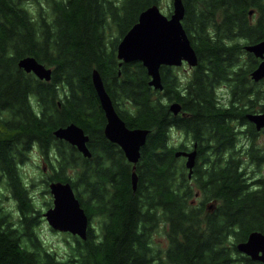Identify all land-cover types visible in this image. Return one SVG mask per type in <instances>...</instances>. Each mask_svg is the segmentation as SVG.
<instances>
[{"label":"trees","instance_id":"16d2710c","mask_svg":"<svg viewBox=\"0 0 264 264\" xmlns=\"http://www.w3.org/2000/svg\"><path fill=\"white\" fill-rule=\"evenodd\" d=\"M44 2L0 0V264H264L236 250L252 230L264 231V177L251 179L244 164V157L258 167L264 160L244 117L256 104L264 109L263 79L250 78L258 58L244 47L264 38V0H183L182 24L199 62L182 84L160 66L162 90L148 83L139 60L116 54L139 12L158 0ZM24 55L50 65V79L19 67ZM93 68L126 125L148 129L136 164L104 135ZM219 84L231 93L225 103L215 94ZM172 100L180 113L169 109ZM69 122L88 134L90 156L54 136ZM172 127L198 143L201 161L190 177L175 162L185 142L170 145ZM32 147L53 169L44 183L69 181L88 215L87 237L72 236L64 256L35 231L41 213L20 170ZM5 190L15 209L3 202ZM160 221L168 240L163 255L152 246Z\"/></svg>","mask_w":264,"mask_h":264},{"label":"water","instance_id":"95a60500","mask_svg":"<svg viewBox=\"0 0 264 264\" xmlns=\"http://www.w3.org/2000/svg\"><path fill=\"white\" fill-rule=\"evenodd\" d=\"M172 6V12L168 16L160 10L157 3L142 9L137 21L122 35L116 48L117 58L121 61L139 60L149 75L148 83L159 89L163 87L159 71L162 64L178 65L183 60L190 65L198 63V56L182 24L185 12L183 0H172ZM249 12L251 13L252 10ZM244 47L262 57V60L251 71L254 80H259L264 76V38L245 44ZM17 64L41 79H50L52 69L33 55L20 57ZM91 79L105 115L104 135L116 142L123 149L128 160L135 163L140 156V148L145 143L148 129L126 125L117 112L104 86L102 76L96 68L91 71ZM169 107L174 113L181 109L180 103L176 101L171 102ZM246 116L255 123L257 129L264 126V111L247 113ZM53 134L75 145L83 155H91L87 145L88 135L77 123L69 122L60 125L53 130ZM183 153L188 156L186 165L191 171L195 150L183 151ZM131 180L135 185L137 181L135 171L131 173ZM48 185L53 197L52 205L43 212L48 224L54 229L68 231L85 239L88 216L70 182L50 180ZM239 248L253 259L264 260V234L260 231L250 232L247 239L239 244Z\"/></svg>","mask_w":264,"mask_h":264},{"label":"rangeland","instance_id":"374dc122","mask_svg":"<svg viewBox=\"0 0 264 264\" xmlns=\"http://www.w3.org/2000/svg\"><path fill=\"white\" fill-rule=\"evenodd\" d=\"M40 1H42L45 4L44 0H40ZM157 5L159 6L160 10L166 16H168L172 12V7H173L172 6V0H158ZM28 7L31 9L32 12L36 13L38 11V9H37L38 5L36 2H32V3L29 2ZM112 34H115L114 30L112 31ZM46 66L51 68L50 65H46ZM171 70H172L173 75H176L177 79L181 83H184L190 74L189 66L185 62L182 63L180 66L171 68ZM259 80H261V79H259ZM260 86L263 89V93H264V79L260 83ZM215 93L217 96H219L221 103L227 102V97L231 96L229 87L225 86V85H220V84L216 87ZM162 98H163V96H162ZM121 105H122V103H120L119 106H121ZM262 110L263 109H260V105L256 104L255 111L261 112ZM251 123L253 124L254 129L257 132L256 138H255V143L258 147H260L261 149L264 150V128H261L258 130L255 126V123L254 122H251ZM170 131H171V133L169 135V143L170 144L176 145L179 142H185L188 146L191 145L190 138H187L186 136H184L182 130H180L176 127H172V128H170ZM241 139L243 141V138H241ZM87 143H88V141H87ZM244 160H245L244 164L247 168L246 169L247 173H249V176H251V179L255 178L256 176L264 177V160L259 164V167H258L257 163L256 164L254 163L255 162L254 160L248 161L247 164H246L247 161H246L245 157H244ZM178 161H179V163L183 164V166L185 167V170L188 172V168L185 165L184 157L178 156L177 158H175V162L178 163ZM192 168H194V167H192ZM20 170H21V173L23 176V180L26 183H28L29 191H30V194H32V198H33L35 207L38 208L40 213H41V215L38 217L39 221L35 227V231H36L38 237L40 238V240L43 242V244L48 249L54 250L57 254H59L61 256L66 255L70 249V244L73 243L72 235L68 232H63V231L52 228L48 224V222L46 221V219L43 215V212L49 206H51L53 203L52 202L53 197H52V194L50 192L49 185H48L49 180L46 184L44 183V178H45L46 174L51 173L53 169L51 168L50 165H48V161L43 157V155L39 152V150L36 147H32L28 151V157H27L26 161L24 163L20 164ZM133 171H135V170H133ZM68 172L74 180L73 170L70 169ZM52 180H56V179H52ZM192 184L193 185L195 184L194 181ZM74 191H75V189H74ZM75 193H76V191H75ZM198 194H199V191H196V193H195L196 199L198 197ZM3 202L7 205L8 208H11V209L16 208L14 199L11 197L10 193L6 190L4 191ZM211 202H213V201H211ZM98 221H99V217H97V216H95L94 219H92V221H91V225H93L95 227V230L97 232L100 229ZM157 226L159 227V229L154 228V230L152 232L153 233L152 234V246H153V249H155L159 254L163 255L164 249H165L167 242H168L166 233L164 232L166 230V224H165V222L160 221ZM162 228H164V231L162 230ZM242 240H244V239H242ZM236 248H237V243H236ZM238 252L244 253L242 250H238L237 253ZM161 255H158V256H161Z\"/></svg>","mask_w":264,"mask_h":264},{"label":"flooded vegetation","instance_id":"af4514ba","mask_svg":"<svg viewBox=\"0 0 264 264\" xmlns=\"http://www.w3.org/2000/svg\"><path fill=\"white\" fill-rule=\"evenodd\" d=\"M248 44V43H247ZM258 58V61H257V63L255 64V66L262 60V58H259V57H257ZM187 63L186 61H182L180 64H178V65H167V64H162L161 66L163 67L164 65H167L168 66V68H174V67H177V66H180L182 63ZM198 62H199V59H198ZM198 64V63H197ZM196 64V65H197ZM187 65L189 66V71H190V74H189V77L186 79V81L185 82H188L191 78H192V76H193V74H194V70H195V68H196V65H190V64H188L187 63ZM173 66V67H172ZM254 66V67H255ZM253 67V68H254ZM252 68V69H253ZM252 71V70H251ZM251 71H250V78H251ZM171 74L173 75V73H172V70H171ZM174 80L176 81L177 80V82H178V84H182L178 79H177V76L175 75L174 77ZM252 79V78H251ZM262 79H264V77L262 78ZM261 79V80H262ZM253 80V79H252ZM254 81V80H253ZM184 82V83H185ZM221 85H225V84H221ZM227 85V84H226ZM225 85V86H226ZM163 89V87L162 88H160V90H162ZM216 94V93H215ZM218 98H219V96H217ZM227 99H228V97H227ZM220 100V99H219ZM174 101H176V102H178V103H180L179 101H177V100H172L171 102H174ZM170 102V103H171ZM220 102H221V100H220ZM170 103H169V105H170ZM181 105V104H180ZM255 106V105H254ZM169 109H170V107H169ZM180 111H181V109L177 112V113H180ZM262 111H264V109L262 110ZM261 111V112H262ZM173 112V111H172ZM253 112H256V111H246L245 113H244V117L247 119V117H246V114L247 113H253ZM174 113V112H173ZM248 120V119H247ZM249 121V120H248ZM250 122V121H249ZM170 133H171V131H170ZM170 135V134H169ZM187 137V136H186ZM187 138H190V137H187ZM60 139V138H59ZM111 141V140H110ZM168 141H169V138H168ZM112 142V141H111ZM191 142V145L190 146H188L186 143H185V146H184V148H182L179 152H180V154L179 155H177V153L175 154V156L176 157H184V159H185V162H186V160H187V155L186 154H183V151H185V152H190V151H192V150H195V152H196V155H195V157H194V168H197V166H198V164H199V162L201 161V157H200V154H198V143H197V141H195V140H191L190 141ZM114 143V142H113ZM116 144V143H115ZM118 145V144H117ZM170 145H172V144H170ZM75 146V145H74ZM76 147V146H75ZM77 148V147H76ZM121 148V147H120ZM122 149V148H121ZM77 150L79 151V149L77 148ZM80 152V151H79ZM81 153V152H80ZM82 154V153H81ZM125 155V154H124ZM82 156H84L83 154H82ZM175 157V158H176ZM127 159V158H126ZM200 160V161H199ZM194 168H192V171H194ZM71 176V175H70ZM72 177V176H71ZM74 190V189H73ZM74 193H75V191H74ZM87 214V213H86ZM88 216V215H87ZM92 221V220H91ZM88 225H89V219H88ZM91 227L93 228L94 226L93 225H91ZM94 229H95V227H94ZM87 231H88V226H87ZM253 231H260V232H262L263 234H264V231L263 230H259V229H254V230H252L251 232H253ZM63 232H68V231H63ZM95 232H97L96 230H95ZM249 234V233H248ZM248 234H247V237H248ZM72 236H77V235H72ZM78 237V236H77ZM247 237L244 239V240H239L238 242H237V244L238 243H241V242H243V241H245L246 239H247ZM237 249V248H236ZM237 251H238V249H237ZM240 254H244L245 256H247V257H249L251 260H259V261H264V260H261V259H253V258H251V256L249 255H247L246 253H240ZM238 264H245L244 263V261H240L239 260V262H238Z\"/></svg>","mask_w":264,"mask_h":264},{"label":"bare ground","instance_id":"6f19581e","mask_svg":"<svg viewBox=\"0 0 264 264\" xmlns=\"http://www.w3.org/2000/svg\"><path fill=\"white\" fill-rule=\"evenodd\" d=\"M246 50V49H245ZM248 51V50H247ZM250 52V51H249ZM253 53V52H252ZM254 54V53H253ZM255 55V54H254ZM256 57H259V58H262V57H260V56H257V55H255ZM264 77V76H263ZM262 77V78H263ZM251 78L254 80V78L251 76ZM262 78H260V79H262ZM254 81H258V80H254ZM171 110V109H170ZM172 111V110H171ZM247 117V116H246ZM247 119L250 121V122H253V121H251L248 117H247ZM261 128H264V126H262V127H260L259 129H261ZM258 129V130H259ZM113 142V141H112ZM114 143H116V142H114ZM117 144V143H116ZM143 146V145H142ZM141 146V147H142ZM123 150V149H122ZM80 151V150H79ZM140 151H141V148H140ZM81 152V151H80ZM124 152V151H123ZM82 153V152H81ZM125 154V153H124ZM180 154V153H179ZM179 154H177V155H179ZM184 154V153H183ZM195 155H196V152L194 153ZM85 156V155H84ZM88 157V156H87ZM125 157L127 158V156L125 155ZM139 158H140V156H139ZM139 158H138V160H139ZM127 160H128V158H127ZM138 160L134 163V162H131L130 160H128V161H130L132 164L134 163V164H136L137 162H138ZM194 164V163H193ZM185 165H186V162H185ZM135 166V165H134ZM186 167L188 168V170H190V168L186 165ZM192 167H193V165H192ZM192 167H191V171H189L188 172V176L190 177V175H191V172H192ZM136 173V172H135ZM137 183V182H136ZM136 183H135V185L132 183V189H136ZM68 233H70L71 235H77V234H72L71 232H68ZM79 238H81L79 235H77ZM82 239V238H81ZM239 244L240 243H238L237 244V248H238V250H241L240 248H239ZM243 251V250H242ZM244 253H246L247 255H249L247 252H245V251H243Z\"/></svg>","mask_w":264,"mask_h":264}]
</instances>
